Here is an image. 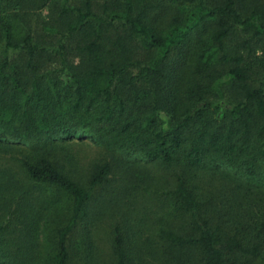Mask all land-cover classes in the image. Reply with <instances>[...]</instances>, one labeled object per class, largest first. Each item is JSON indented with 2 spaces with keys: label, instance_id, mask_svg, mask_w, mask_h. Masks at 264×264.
Here are the masks:
<instances>
[{
  "label": "trees",
  "instance_id": "obj_1",
  "mask_svg": "<svg viewBox=\"0 0 264 264\" xmlns=\"http://www.w3.org/2000/svg\"><path fill=\"white\" fill-rule=\"evenodd\" d=\"M84 137L113 159L78 177ZM129 193L154 226L112 225L103 264H264V0H0V264H101L92 207Z\"/></svg>",
  "mask_w": 264,
  "mask_h": 264
},
{
  "label": "rangeland",
  "instance_id": "obj_2",
  "mask_svg": "<svg viewBox=\"0 0 264 264\" xmlns=\"http://www.w3.org/2000/svg\"><path fill=\"white\" fill-rule=\"evenodd\" d=\"M72 2H69L71 4ZM8 11V10H7ZM10 12V11H8ZM7 14V13H6ZM55 15L53 14V10L44 9L42 12V19L46 20L50 23V26H56L54 25ZM12 25L15 27V37L22 38L24 36V28L22 24L18 21H12ZM61 146H66L65 151H63V154H65L66 157H71V161L74 163L70 166L69 162L64 163V167L66 170H72L76 174V176H86L91 170V168L99 163L103 158L107 157L109 160L113 159V156L104 152L103 149L97 147L92 140L89 137H84L82 140H79V138H76L74 140L68 141V142H59ZM2 159L5 160V158L2 157ZM133 160H129L127 165L134 166L133 164H141L139 160L132 158ZM10 160V159H9ZM8 159L5 160V165L9 161ZM69 160V159H68ZM9 170L12 172H15L18 174V177L21 178V180H26L25 175L20 173L21 170H17L18 167L13 166V162H10V164L7 165ZM135 167V168H136ZM144 168H141V170H146L148 173H155L157 169H160L159 167L150 165L143 166ZM127 169V167H125ZM140 169V168H139ZM163 171V170H161ZM133 173V172H132ZM146 172H143L145 174ZM134 182V178L132 177L130 172H126L124 169H116L115 176L112 178V185L114 187L125 185L129 187L128 190L132 189V184ZM26 185H28L27 182H25ZM28 187V186H27ZM31 188H29L30 190ZM50 188H44V187H37L34 188L33 194L34 198L37 202H42L44 195L48 194ZM107 189V188H106ZM108 190V189H107ZM129 196L124 198H119L117 201H115L116 204H109L103 203V204H97V206L93 205L94 216L93 221L91 223L94 224L92 226L91 230V240L93 242V247L95 254L98 256L99 262L103 264L104 262L109 261V255L111 254L112 249V239H113V231H112V225L115 226L117 222L122 221L126 226H130V228L133 229V232H137L141 235H145V237L149 236L151 234V229L154 226L155 223V212L156 209L152 208L150 210L145 211L141 219H138L136 215L132 212V208H135L137 204H139L138 200L132 195V193L128 194ZM128 198V199H126ZM126 203V205H124ZM139 208H141L139 206ZM155 211H154V210ZM151 210L154 211L151 212ZM90 223V224H91ZM29 223V220L26 217H23V220H20L19 222H16L15 225L11 227V233H9L10 238H23V239H29L28 232L25 230L27 228ZM89 224V228L91 225ZM40 227V226H39ZM42 229V228H41ZM41 231L36 232L35 235V252L37 254H40V252L43 251V247L45 246L43 235L40 233ZM12 234V236H11ZM25 234V235H23ZM78 239L72 240L71 244H74V249L77 252H80L83 248V240L81 237H77ZM80 250V251H79ZM36 256V254H35Z\"/></svg>",
  "mask_w": 264,
  "mask_h": 264
}]
</instances>
